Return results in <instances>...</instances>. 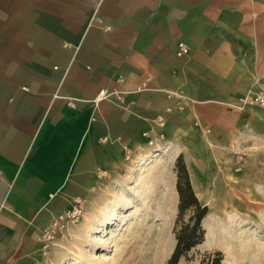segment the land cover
<instances>
[{
	"label": "crops",
	"instance_id": "obj_1",
	"mask_svg": "<svg viewBox=\"0 0 264 264\" xmlns=\"http://www.w3.org/2000/svg\"><path fill=\"white\" fill-rule=\"evenodd\" d=\"M260 89L264 0H0V264H41L42 232L76 197L80 222L57 243L79 232L95 259L127 224L125 263L165 264L178 157L208 210L177 264L213 250L224 264L227 186L243 133L264 131L247 102Z\"/></svg>",
	"mask_w": 264,
	"mask_h": 264
},
{
	"label": "rangeland",
	"instance_id": "obj_2",
	"mask_svg": "<svg viewBox=\"0 0 264 264\" xmlns=\"http://www.w3.org/2000/svg\"><path fill=\"white\" fill-rule=\"evenodd\" d=\"M260 92L264 93V89L248 93L247 102L264 107V100H254ZM241 150L238 159L234 160L233 168L234 176H239V179L227 186L234 198L226 202L227 209L234 215L237 231L226 248L228 261L224 264H264V131L243 133ZM192 214L193 208L187 206L180 216L177 229L192 224ZM80 219L64 222L55 228L49 238L42 232L41 264H127L125 262L130 253L126 242L129 238L127 224L120 229L119 238L114 241L115 249H96L98 256L95 259L94 252L90 255L82 250L79 232L69 230L64 234L62 243H57L61 231L68 224H79ZM215 251L201 253L202 261L211 264ZM221 252L224 257V252Z\"/></svg>",
	"mask_w": 264,
	"mask_h": 264
},
{
	"label": "trees",
	"instance_id": "obj_3",
	"mask_svg": "<svg viewBox=\"0 0 264 264\" xmlns=\"http://www.w3.org/2000/svg\"><path fill=\"white\" fill-rule=\"evenodd\" d=\"M178 173L177 189L179 192L178 214L174 226L176 235L175 248L167 260L166 264H177L179 258L184 255L192 246L202 241L204 238V228L201 225V219L208 210L207 205L202 204L193 191L190 183L186 166L181 157H178L175 163ZM193 208L192 224L182 226L177 229L178 222L183 210L186 207ZM215 257L211 264H220L222 259V252L217 250L214 252ZM205 264V263H204Z\"/></svg>",
	"mask_w": 264,
	"mask_h": 264
},
{
	"label": "built area",
	"instance_id": "obj_4",
	"mask_svg": "<svg viewBox=\"0 0 264 264\" xmlns=\"http://www.w3.org/2000/svg\"><path fill=\"white\" fill-rule=\"evenodd\" d=\"M188 52H189L188 45L182 40L178 41L176 44V54L182 56V55H186ZM254 100L262 102L264 100V93L260 92L256 94ZM84 208H85V199L81 197H76L71 207L61 211L53 218L50 227L44 230L43 235L49 238L51 233L55 231V228L62 226L64 222L79 220L82 217Z\"/></svg>",
	"mask_w": 264,
	"mask_h": 264
}]
</instances>
